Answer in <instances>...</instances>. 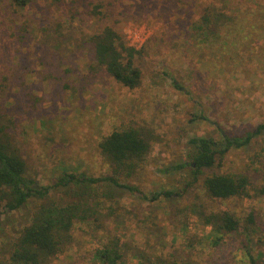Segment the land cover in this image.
I'll return each instance as SVG.
<instances>
[{
    "label": "rangeland",
    "instance_id": "1",
    "mask_svg": "<svg viewBox=\"0 0 264 264\" xmlns=\"http://www.w3.org/2000/svg\"><path fill=\"white\" fill-rule=\"evenodd\" d=\"M104 1L98 19L91 13L97 0H28L25 6L0 0V126L5 125L12 147L26 160L24 176L38 186L54 184L69 171L115 175L144 194L181 189L186 174L164 171L189 158L191 137L222 141V132L242 137L264 123V39L254 49L257 54H250L245 44L222 52L218 45L189 40L187 30L203 6L213 2L224 7L225 0ZM105 24L144 48L137 60L143 69L139 86L114 78L83 40ZM200 114L208 119L195 117ZM129 128L150 142L132 172L117 167L100 147L112 131ZM216 172L247 175L249 194L211 197L204 180ZM262 188L264 132L218 157L173 200L143 199L139 192L99 181L90 192L99 220L77 221L72 242L43 264H101L94 257L96 248L115 241L124 247L129 264L137 261L136 253L150 254L155 264L157 255H174L187 264H250L249 250L255 256L264 252ZM66 189L30 196L18 209L1 205L0 260L9 261L42 203L73 198ZM196 205L208 213L229 211L240 227L212 245L211 227L186 211Z\"/></svg>",
    "mask_w": 264,
    "mask_h": 264
},
{
    "label": "trees",
    "instance_id": "2",
    "mask_svg": "<svg viewBox=\"0 0 264 264\" xmlns=\"http://www.w3.org/2000/svg\"><path fill=\"white\" fill-rule=\"evenodd\" d=\"M20 6H25L28 0H12ZM224 7L216 3L203 6L198 19L193 20L187 30V38L197 45H218L222 52L238 48L245 44L250 54L264 39V1L225 0ZM231 3V4H230ZM247 3V4H246ZM106 3L97 0L92 3L91 13L98 19L104 15ZM94 48V59L119 82L131 88L137 87L143 80V69L137 63L144 48L130 44L123 33L114 25L105 24L100 29L83 36ZM261 41V42H260ZM240 54L241 52L238 51ZM260 52V50H259ZM181 87L180 85H177ZM195 117L208 119L205 114ZM264 132V123L245 136L231 137L223 133V140L214 137L194 136L189 139L191 148L188 159L165 167L166 173L181 172L186 174L183 188H162L152 194H144L135 185L120 181L118 176L107 175L94 177L85 172H63L57 182L46 186H38L35 181L24 176L26 160L12 147L11 138L5 132V125L0 126V207L5 204L10 210L22 207L30 196L46 197L54 187H65L72 192V199L57 203L49 201L42 203L18 237L9 261L0 260V264H43L50 256L64 250L73 240L72 230L77 221L89 222L99 220L98 210L90 201L92 185L99 181H109L120 189L139 192L143 199L155 201L160 198L170 200L182 196L198 180L204 168L213 167L218 157L232 147H242L252 142L253 138ZM100 147L102 152L119 168H127L129 172L143 161L150 150V142L135 128L116 129L105 136ZM249 177L245 174L232 175L213 173L204 180L208 194L213 198H228L238 194H249L247 187ZM264 194V188L260 190ZM198 215L204 225L211 227L212 245H219L225 236L237 231L240 220L229 211L221 213L206 212L197 205L186 207ZM252 219V218H251ZM124 247L115 241L106 246L96 248L94 257L101 264H129ZM134 264H155L150 254H135ZM250 264H264V252L254 255L248 251ZM157 264H187L179 261L174 255L169 259L156 256Z\"/></svg>",
    "mask_w": 264,
    "mask_h": 264
}]
</instances>
